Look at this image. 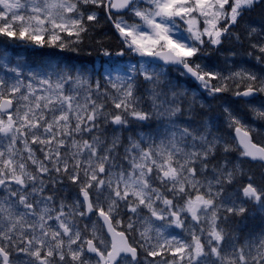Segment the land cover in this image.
<instances>
[{
  "label": "snow or ice",
  "instance_id": "obj_1",
  "mask_svg": "<svg viewBox=\"0 0 264 264\" xmlns=\"http://www.w3.org/2000/svg\"><path fill=\"white\" fill-rule=\"evenodd\" d=\"M0 264H264V0H0Z\"/></svg>",
  "mask_w": 264,
  "mask_h": 264
}]
</instances>
